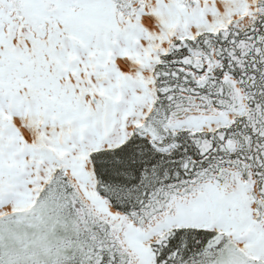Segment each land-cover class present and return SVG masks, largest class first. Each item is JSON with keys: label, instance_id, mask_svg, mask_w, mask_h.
Returning a JSON list of instances; mask_svg holds the SVG:
<instances>
[{"label": "snow or ice", "instance_id": "obj_1", "mask_svg": "<svg viewBox=\"0 0 264 264\" xmlns=\"http://www.w3.org/2000/svg\"><path fill=\"white\" fill-rule=\"evenodd\" d=\"M0 264H264V0H0Z\"/></svg>", "mask_w": 264, "mask_h": 264}]
</instances>
